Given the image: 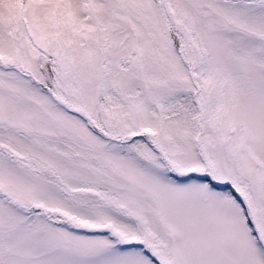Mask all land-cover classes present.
<instances>
[{
	"label": "snow or ice",
	"instance_id": "obj_1",
	"mask_svg": "<svg viewBox=\"0 0 264 264\" xmlns=\"http://www.w3.org/2000/svg\"><path fill=\"white\" fill-rule=\"evenodd\" d=\"M0 264H264V0H0Z\"/></svg>",
	"mask_w": 264,
	"mask_h": 264
}]
</instances>
